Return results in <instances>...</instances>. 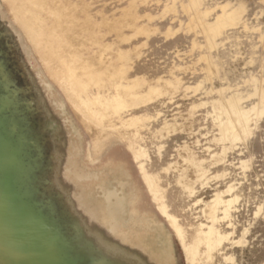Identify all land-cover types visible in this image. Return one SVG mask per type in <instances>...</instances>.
<instances>
[{"label": "rangeland", "instance_id": "rangeland-1", "mask_svg": "<svg viewBox=\"0 0 264 264\" xmlns=\"http://www.w3.org/2000/svg\"><path fill=\"white\" fill-rule=\"evenodd\" d=\"M22 2L92 64L109 106L97 141L23 30ZM0 58L48 131L53 191L103 256L264 264V0H0ZM120 82L140 86L113 99Z\"/></svg>", "mask_w": 264, "mask_h": 264}, {"label": "water", "instance_id": "water-1", "mask_svg": "<svg viewBox=\"0 0 264 264\" xmlns=\"http://www.w3.org/2000/svg\"><path fill=\"white\" fill-rule=\"evenodd\" d=\"M26 95L0 58V264H121L53 191L55 153Z\"/></svg>", "mask_w": 264, "mask_h": 264}, {"label": "bare ground", "instance_id": "bare-ground-1", "mask_svg": "<svg viewBox=\"0 0 264 264\" xmlns=\"http://www.w3.org/2000/svg\"><path fill=\"white\" fill-rule=\"evenodd\" d=\"M25 5L26 4L24 2H22L20 4L19 8H24L22 6H25ZM24 9L26 10L25 12L27 13V17L24 19L25 21L23 23H21L22 28L27 33L28 38L32 41L33 47L35 48L37 55L41 58L44 67L50 73V74L49 73L48 74L51 75V77L55 79V82L58 84V86L61 88V90L66 94L67 99H69V101H71L73 103L72 105L74 106V108L78 112L82 113L83 116L85 117V121H86L85 125L86 126L85 125L84 126L87 128L88 131H94V126L98 125V123L100 121H102L103 119H105V117H107V114H103V111H107L109 106H108V104H106L107 101L105 104H104L105 101L101 102L103 100V99L101 100V98H103L102 96H93L91 94V85L93 86L95 84V81L97 80V79L94 80L96 76L94 75L92 64L87 59H83L81 57H78L77 53H79L80 49L78 47H76V45H75L76 43L74 44L72 37L66 36L63 33H60L57 36H55V32H58L57 29L53 25H48L47 24L48 22H46V24H45L43 22V19L38 15L39 13L36 12L35 10H33L31 5L28 7H25ZM43 10L46 12V14L48 16H50L53 24L59 23V18L63 13L55 5L51 4V6H49L48 8H44ZM222 24H223V20L221 18H219L217 20V22L212 25V27H211L212 31L213 30L215 31L216 29L218 30L222 26ZM27 30H28V32H27ZM65 46H68L70 49L68 54L65 50ZM74 47L77 48L76 51L73 50ZM97 82H96V84H97ZM112 82L113 81H111V83ZM113 84H115V83H113ZM138 85H139V83H137V82L133 83L132 85L128 84L126 86L123 85L121 82L116 84V85H112L114 87L116 86L114 89V90H116V95H115V97H113V99L114 98H117V99L121 98L120 97V89L121 88H124V93L129 92L130 90L133 93L134 92L133 90H136L135 87ZM131 91H130V93H131ZM135 94H136V92H135ZM117 99H115V100H117ZM119 104H121V103L119 102ZM125 106H127V105L125 104ZM118 108H119V106H118ZM114 109H113V111H114ZM120 110L123 111V109H120ZM103 124L104 123H102V126H104ZM102 126H100V127H102ZM121 127H119V129ZM96 128H97V126H96ZM107 130H108V128H107ZM120 130H122V129H120ZM105 131H106V129H105ZM111 131L110 132L113 133V130H111ZM118 132H119V130H118ZM98 133L99 132L94 131V139L96 141H97V137L99 135ZM121 140H122V138H121ZM137 158H138V156H137ZM77 220L79 222V220H81V219H77ZM204 243H206V242H204ZM95 245H97V248L100 249L101 253H105L107 250L110 249V246L109 247H106L104 245L102 246L99 242H95ZM130 258H131V260H130ZM129 262H133L134 264H145V261H137V259H135V257L132 256V254L129 255L128 260L127 259L122 260L121 264L122 263L128 264Z\"/></svg>", "mask_w": 264, "mask_h": 264}, {"label": "flooded vegetation", "instance_id": "flooded-vegetation-1", "mask_svg": "<svg viewBox=\"0 0 264 264\" xmlns=\"http://www.w3.org/2000/svg\"><path fill=\"white\" fill-rule=\"evenodd\" d=\"M10 70H11V69H10ZM14 75H15V74H14ZM16 78H17V77H15V79H16ZM42 115H43V114H42ZM42 115L40 116V114H39V116H40L39 118H41ZM42 119H44V118L42 117ZM44 121H45V120H44ZM41 122H42V121H41ZM44 127H45V125H44ZM44 127H43V128H44Z\"/></svg>", "mask_w": 264, "mask_h": 264}]
</instances>
